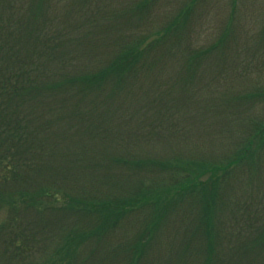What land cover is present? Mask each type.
I'll use <instances>...</instances> for the list:
<instances>
[{"label":"rangeland","instance_id":"1","mask_svg":"<svg viewBox=\"0 0 264 264\" xmlns=\"http://www.w3.org/2000/svg\"><path fill=\"white\" fill-rule=\"evenodd\" d=\"M9 1L22 4V13H19L22 16L29 3H35L37 11H34L37 15L40 13L38 20H41L40 17L46 19L44 33L62 35L63 52L59 51L65 57L59 60L63 62L61 67L65 68L63 73L66 75L72 74L75 71L73 68L80 72L100 69L123 45L142 37L152 42L155 32L177 13L185 10L188 16L183 32L175 37L178 26L170 40L165 44L158 43L146 52L143 57L145 67L125 82V89L107 99V89L84 93L86 89L76 94L75 88L80 89L78 84L74 85L75 88L67 85L59 89L61 103L45 130L51 161L43 158L44 164L51 167L52 182L70 192L68 199L75 200L81 196L111 199L121 191H135L139 186L154 187L163 194L164 187L171 181H181V174H185L181 172L174 178H168V168L158 169L154 166L150 169L149 165H144L141 172L135 173L116 159L128 153L155 162L181 163L188 169L199 161L223 163L224 156L235 149L242 123L229 113L225 105L242 94L240 91L251 92L259 81L258 78L249 81L242 78L241 62L254 49L264 53V0ZM223 32L228 33V40L224 44L226 47L223 48L225 51L215 49L207 55L197 56L196 66L189 72L185 67L187 56L209 47ZM244 42L252 44L245 52L244 46L247 45ZM236 46L238 51H235ZM95 101L96 104L97 101H104L106 105L100 110L90 108L97 106ZM76 103H81L82 107L70 112L73 109L70 106ZM262 104V101L248 103L245 106L246 115L256 114ZM83 106L105 114L97 125V131H91L92 134L85 132L90 122L98 118H89V109ZM223 114L227 119L223 118ZM90 130H94L93 127ZM107 133H114L116 144L109 145L105 140H100ZM231 170L219 182L220 197L214 223L220 233L230 229L229 215L232 213L252 212L258 206L264 207V153L255 157V163L244 161L239 168ZM193 175L191 173L190 177ZM71 183L72 189L69 188ZM197 193L193 192L192 196L199 201ZM194 198H183V207L171 209V218L166 219L165 223L162 221L151 237L143 236L144 225L140 226L138 222L144 216V222H148L151 210L149 207L134 209L132 219L131 215L124 217L105 237L108 239L105 245L113 248L120 240L128 243L133 236L137 238L142 235L144 240L150 239L139 264H184L182 261L185 260L186 264H191L193 258L198 256L195 254H205L209 245V240L205 241L200 236L197 240L194 236L186 247L183 246L189 235L196 232L201 234L203 228L201 208L192 201ZM2 202L5 201L2 199ZM53 210L48 215L51 229L46 230V235L49 236L40 239L43 241L40 246L48 243L47 248H34L28 244L18 249V256H13L0 238V264H22V253L21 257L26 255L27 263L39 264L43 257L50 258L54 251L52 239H59L66 230H74L77 225V228L85 229L96 223L90 214L82 215L61 208L60 203ZM7 213V208L0 206V223L7 218ZM105 245L103 249H106ZM87 249L86 246L84 250ZM216 250L213 264H216V258L229 257L223 246ZM85 253L81 254L80 259ZM257 256L260 255H252L248 263L242 261L241 264H254L250 259Z\"/></svg>","mask_w":264,"mask_h":264},{"label":"trees","instance_id":"2","mask_svg":"<svg viewBox=\"0 0 264 264\" xmlns=\"http://www.w3.org/2000/svg\"><path fill=\"white\" fill-rule=\"evenodd\" d=\"M21 7L22 4H16L14 1L0 0V206H5L8 212L7 218L0 223V238L5 247L13 252V256L15 254L18 256L17 253L20 252L18 249L28 244L34 248H47L48 243L40 246L43 242L40 239L49 236L46 235L51 229L48 215L49 212H54L53 207L60 203L61 208L82 215L90 214L96 223L85 229L77 228V225L74 230L68 229L63 235L59 234L62 235L59 239H52L54 251L50 258L43 257L39 264L48 259L45 264H139L150 238L144 240L142 235L137 238L133 236L132 241L123 243L120 240L115 247L109 248L105 245L108 240L106 236L124 217L131 215L132 219L134 209L143 210L149 207L152 213L150 220L144 222V216L138 222L140 226L144 225L143 236L151 237L162 221L165 223L166 219L171 218L174 208L183 207V198L187 196L190 200V197L194 198L192 193L198 192L199 196L196 197L199 201L196 198L192 201L200 205L203 228L201 234L196 232L189 235L183 246L189 244L194 236L197 240L199 236L205 241L209 240V245L205 254H195L198 256L193 258L191 264H213V253H216V248L220 245L226 254L229 253V257L216 258V264H241L242 261L248 263L250 256L257 253L260 256L250 260L254 264H264V207L258 206L252 212L232 213L229 215L230 229L224 233L217 231L214 223L220 197L219 182L224 174L231 168L232 170L239 168L244 161L255 163V157L264 153V104L260 105L256 114L248 117L245 113V106L248 103L264 102V53L254 49L250 55L244 56V61L241 62L242 78H246L247 81L258 78L259 81L251 92L240 91L242 94L236 99L229 100L225 105L229 113L234 115L235 119H239L242 125L238 131L239 142L235 144L236 147L231 153L224 156L222 160L224 164L220 162L207 164L199 161L198 164L193 163V168L187 169L181 163L155 162L128 153L116 159L135 173L141 172L144 165H149L150 169L154 166L158 169L168 168L170 172L168 178H174V175L177 176L181 172L185 174H181V181H171V184L164 187L163 194L154 187L139 186L135 191L130 189L121 191L111 199L99 200L81 196L74 197L73 200L68 199L70 192H67L66 188L52 182L51 167L44 164L43 158L51 161L48 152L51 149L45 139V130L61 103L59 89L67 85H73L72 88H75L76 84L80 89L75 88V94L86 89L84 93L107 89L106 99L113 93L125 89V82L139 74L145 67L143 57L146 52L152 49V46L158 43L165 44L170 40L178 26L175 37L183 32L188 16L185 10L177 13L171 21L155 32L153 37L155 40L152 42H147L146 37H142L123 45L100 69L80 72L73 68L75 71L66 75L63 73L65 68L61 67L63 62L59 60L65 57L60 53L63 52L62 35L59 32L53 36L51 33H44L46 19L40 17L41 20H38L40 13L38 15L35 13L34 10L37 11L35 3H29L24 16L19 14L22 13ZM226 40L228 33L223 32L209 47L193 51L194 54L187 56L185 67L191 72L199 59L197 56L207 55L215 49L225 51L223 48L226 47L224 45ZM243 44L247 45L244 46V52L252 45L248 42ZM238 49L236 46L235 51ZM51 65L55 66L50 67ZM249 74L252 75L248 78ZM246 87L247 85L244 89ZM94 103L96 104V101ZM96 105L90 108L100 110L106 103L97 101ZM79 107H82L81 103L71 105L70 108L73 109L70 112L78 111ZM225 113L229 115L228 112ZM224 114L223 118L227 119ZM104 115L89 109V118L95 116L98 119L90 122L85 133L92 134L91 131H97V125ZM91 127L94 130H90ZM229 131L234 133L231 129ZM92 136L94 137L95 133ZM113 137L114 133H107V136L103 134L100 140L113 145L116 144ZM191 173L194 174L192 177ZM202 176L207 177L202 180ZM72 185L73 183L69 185L70 189L73 188ZM104 245L106 249L102 248ZM86 246L88 249L84 250ZM79 248L83 250L80 251ZM84 251L86 253L80 259ZM23 254L20 255L22 264H29L25 261L26 255L21 257ZM186 261L182 262L186 264Z\"/></svg>","mask_w":264,"mask_h":264}]
</instances>
